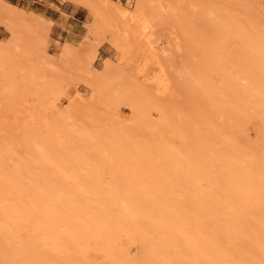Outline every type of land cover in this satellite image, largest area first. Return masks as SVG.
Wrapping results in <instances>:
<instances>
[{
    "label": "rangeland",
    "instance_id": "1",
    "mask_svg": "<svg viewBox=\"0 0 264 264\" xmlns=\"http://www.w3.org/2000/svg\"><path fill=\"white\" fill-rule=\"evenodd\" d=\"M263 45L264 0H0V188L35 203L0 264H264Z\"/></svg>",
    "mask_w": 264,
    "mask_h": 264
},
{
    "label": "bare ground",
    "instance_id": "2",
    "mask_svg": "<svg viewBox=\"0 0 264 264\" xmlns=\"http://www.w3.org/2000/svg\"><path fill=\"white\" fill-rule=\"evenodd\" d=\"M116 10L118 11V14L120 15V17L122 18V19H124V22H125V29H124V41H127V42H131V41H133V39H135V38H137L136 36H138V37H140L139 35L140 34H146V33H148V31H149V26H148V23H147V21H148V19H147V21L145 20V18H147L146 16H145V13L144 12H141L140 14H135L134 12H128L127 10H123V9H121V8H116ZM141 31V32H140ZM140 32V33H139ZM151 37V36H150ZM137 39H139V38H137ZM146 40L148 41V43L150 44V45H152V47H151V51L152 52H154V53H156L157 52V44L156 45H153L151 42H150V40H149V38H146ZM69 43H70V41H69ZM72 43V42H71ZM262 45V44H261ZM117 46V45H116ZM89 54V51H88V53H87V55ZM91 54V53H90ZM89 54V55H90ZM256 58L261 62V68H260V75H259V80H261V81H263V83H264V45L257 51V55H256ZM40 82V81H39ZM161 82L159 81V80H157V83L156 84H160ZM32 110H30V112H31ZM36 115V114H35ZM29 116V115H28ZM31 118L33 119V120H35V118H34V114L31 112ZM36 144H38V143H36ZM40 147V148H42L43 150H45V151H48V153H51L52 152V150L48 147V146H41V145H37V147ZM38 147V148H39ZM44 151V152H45ZM45 153H47V152H45ZM52 157V156H51ZM44 163V162H43ZM41 164V163H40ZM47 164V163H46ZM42 166V165H41ZM16 168V167H15ZM40 168V167H39ZM45 169V168H44ZM43 169V170H44ZM61 169V164H59L57 161H52L49 165H48V169H47V172H48V175L49 176H52V177H61V174H60V172H59V170ZM19 172V171H18ZM46 172V171H45ZM6 176H9V175H6ZM16 176V175H15ZM48 176V177H49ZM18 177V176H17ZM19 178V177H18ZM51 178V177H50ZM54 179V178H53ZM17 181V180H16ZM15 181V182H16ZM33 182V181H32ZM43 182V181H42ZM76 182V181H75ZM34 183V182H33ZM37 183V182H36ZM35 184V183H34ZM43 184V183H42ZM51 184H53V183H51ZM62 184V183H61ZM39 185V184H38ZM29 186V185H28ZM102 186V185H101ZM26 187V186H25ZM31 187V186H30ZM37 188V187H36ZM35 188V189H36ZM72 186H70V185H61V186H55V187H53V186H51L50 188H48V189H45L44 190V193H43V195L42 196H38V195H41L40 193H42V192H40L39 194H37V193H35V191L32 193V199L33 198H36V199H39V198H41V197H43V202H42V204H40L41 206H38L39 208L41 207V210L44 212V213H46V225L48 226V228H49V223H51V222H53L52 220H53V218H54V212H56L58 215L59 214H62V213H64L65 211H66V209H65V205L67 204V200H66V198H65V194L67 193V192H69L70 190H72ZM26 189V188H25ZM31 189V188H30ZM32 189H34V187L32 188ZM34 189V190H35ZM16 190H17V188H16ZM15 190V191H16ZM21 190H23V189H21ZM29 190V189H28ZM41 190V189H40ZM2 191V189L0 188V214H4L5 215V217L7 218V220L8 221H10L9 222V226H11V228H14L15 229V227L17 226V225H20L21 224V222L23 223V225H24V222H26V221H28L29 219H30V216L33 214V211H34V208H33V206L35 205V203H31V205L28 207V209H25V211L24 212H22V214H14V215H11V213H8L7 211H6V202H7V197H6V193H2L1 192ZM29 191H32V190H29ZM37 191V190H36ZM67 191V192H66ZM81 191V190H80ZM19 192H21L20 190H19ZM26 192V191H25ZM73 192V191H72ZM30 193V192H29ZM29 193H27V194H29ZM21 194V193H20ZM20 194H19V196H20ZM74 194V193H73ZM72 194V195H73ZM75 194H76V192H75ZM23 194H21V196H22ZM71 195V194H70ZM68 196V195H67ZM74 196V195H73ZM72 196V197H73ZM77 196V195H76ZM24 197V196H23ZM22 197V198H23ZM71 197V196H70ZM80 197H82V196H80ZM69 198V197H68ZM74 198V197H73ZM72 198V199H73ZM75 199H77V198H75ZM25 200V199H24ZM35 200V199H34ZM74 201V200H73ZM86 202V201H85ZM84 202V203H85ZM71 203V202H70ZM22 205H23V203H21ZM83 204V203H82ZM29 205V204H28ZM71 205H72V203H71ZM84 205V204H83ZM87 205H88V203H87ZM73 206V205H72ZM82 206V205H81ZM86 206V205H85ZM89 206V205H88ZM20 207V206H19ZM23 207H25V206H23ZM78 207V206H77ZM87 207V206H86ZM90 208H91V206H89ZM88 207V208H89ZM24 209V208H23ZM22 209V210H23ZM7 210H9V209H7ZM77 210V209H76ZM85 210V209H84ZM21 211V210H20ZM83 211V210H82ZM87 211H88V209H87ZM80 212V211H79ZM19 213V212H18ZM67 213H69L68 211H67ZM82 213V212H81ZM80 213V214H81ZM34 214H35V212H34ZM72 214H74V213H72ZM76 214V213H75ZM77 214H78V211H77ZM80 214H78V216L80 215ZM62 217H64V216H62ZM44 218V217H43ZM1 219V218H0ZM6 220V219H5ZM44 220V219H43ZM60 220H61V218H60ZM63 221V220H62ZM32 222V221H31ZM58 222H59V219H58ZM57 222V223H58ZM25 224H27V223H25ZM36 224H37V222H36ZM28 225V224H27ZM45 226V225H44ZM19 227V226H18ZM23 227V226H22ZM34 227V226H33ZM42 228V227H41ZM54 228V227H53ZM13 229V230H14ZM35 229V228H34ZM52 229V228H51ZM55 229V228H54ZM9 230V229H8ZM19 230V229H18ZM24 230H25V228H24ZM23 230V231H24ZM50 230V229H49ZM22 231V230H21ZM6 232H8V231H6ZM43 232H45V231H43ZM50 233V232H49ZM3 234V233H2ZM5 234V233H4ZM12 235H14L13 233H11ZM30 234H32V233H30ZM55 234V233H54ZM47 235V234H46ZM0 236H1V234H0ZM11 236V235H10ZM44 236V235H43ZM50 236H51V234H50ZM15 237V236H14ZM26 237V236H25ZM24 237V238H25ZM46 237V236H45ZM2 238V237H1ZM38 238V237H37ZM4 239H7V238H4ZM3 239V240H4ZM22 239V238H21ZM47 239V238H46ZM33 240V239H32ZM53 240H54V237H53ZM53 240H52V242H53ZM22 241V240H21ZM41 241V240H40ZM48 241V240H47ZM2 242V241H1ZM8 242H9V240H8ZM15 242V241H14ZM11 243V242H10ZM21 243V242H20ZM23 243H25V242H23ZM26 244V243H25ZM51 244V243H50ZM23 246V245H22ZM28 246H30V245H28ZM27 246V247H28ZM32 246V245H31ZM44 246H45V244H44ZM49 246V245H48ZM14 247V246H13ZM21 247V246H20ZM26 247V246H25ZM22 248V247H21ZM29 248V247H28ZM27 248V249H28ZM25 248H23V250H24ZM39 249V248H38ZM43 249V248H42ZM45 249V248H44ZM33 250V249H32ZM31 251V250H30ZM22 252H24V251H22ZM43 252H45V251H43ZM16 253H18V252H16ZM22 254V253H21ZM20 254V255H21ZM35 254V253H34ZM49 254V253H48ZM51 254V253H50ZM26 255H28L27 253H26ZM38 256V255H37ZM41 256V255H40ZM16 257V256H15ZM21 257V256H20ZM19 257V258H20ZM34 258H35V255H34ZM12 259V258H11ZM21 260V259H20ZM48 260V259H47ZM17 261V260H16ZM13 262V261H12ZM20 262V261H19ZM18 262V263H19ZM32 262V261H31ZM42 262H44V259H42ZM36 263H38V262H36ZM14 264H15V262H14ZM24 264V263H23ZM26 264V263H25ZM34 264H35V262H34ZM38 264H42L41 262L40 263H38ZM44 264V263H43Z\"/></svg>",
    "mask_w": 264,
    "mask_h": 264
}]
</instances>
